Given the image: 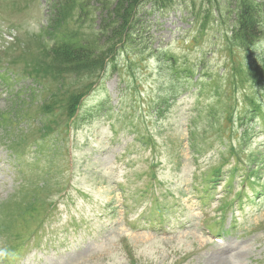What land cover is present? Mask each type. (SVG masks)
<instances>
[{"label":"rangeland","instance_id":"1","mask_svg":"<svg viewBox=\"0 0 264 264\" xmlns=\"http://www.w3.org/2000/svg\"><path fill=\"white\" fill-rule=\"evenodd\" d=\"M51 1L0 0V50L12 46L3 61L16 64L15 70L1 76L7 87L11 76L20 78L18 71L36 59L44 47L53 45L43 35ZM85 2L89 5L79 7L53 30V37L62 31L78 32L82 41L83 37L92 39L90 36L103 26L105 13L95 12V0ZM237 5L234 0H174L168 9L149 12L151 6L145 4L141 23L147 27L146 35L154 37V58L152 48L144 57H133L132 79L124 68L126 55H118L121 70L102 76L100 85L81 104L75 129L65 133L62 117L55 136L43 142L46 148L51 143L46 150L39 141L30 144L34 156H44L35 161L29 155L27 161L21 158V166L11 156L15 148L8 152L4 144L15 142L22 148L32 134H54L59 116L55 118L53 110L34 117L6 113L11 95L0 86V223L4 218L7 229L8 220L16 218L19 207L7 216L8 207L23 197L26 183L36 188L28 184L29 180L35 182L42 174H49L45 186L55 183L64 190L40 194L51 199L46 203L47 208L51 203V212L40 209L41 199L20 200L34 205L36 217L39 208L40 217L31 224L32 230L44 214L49 216L12 264H264V116L252 120V134L247 138L241 132L243 120L237 104L242 93L235 94L230 103L225 98V103L221 102L217 96V90L232 81L229 73H222L230 66L225 36L233 18L228 10ZM164 48L177 63L162 57ZM255 49L264 55V39ZM203 63L204 72L214 79L195 94L196 88L184 91L186 80L174 73L176 68H197ZM30 85V80H23L13 92ZM242 89L255 98L264 97L262 86L244 83ZM40 97L44 103L51 101L43 93ZM157 102H164L162 113H155ZM39 103L34 93L26 113L34 114L37 109L41 113ZM225 104L228 127L208 133L210 110L220 112ZM190 129L200 132L190 134L191 144L205 134L203 155L190 147ZM245 143L247 151L243 149ZM219 158L228 160V165L216 182L211 203L209 199L201 202L200 194L201 200L211 195L209 184ZM203 175L205 183L200 191L199 178ZM62 193L68 196L62 199ZM155 202L176 207L169 215L166 231L152 216ZM219 205L222 219L229 213L228 229L236 223V232L225 237L233 250L227 257L223 253L222 262L217 260L218 246L211 239L224 232L215 213ZM205 216L216 222L213 233L201 228ZM11 241L20 240L0 231V254L9 261L14 252Z\"/></svg>","mask_w":264,"mask_h":264},{"label":"trees","instance_id":"2","mask_svg":"<svg viewBox=\"0 0 264 264\" xmlns=\"http://www.w3.org/2000/svg\"><path fill=\"white\" fill-rule=\"evenodd\" d=\"M173 0H95V12L105 13L103 26L98 34L90 36L92 39L81 46L73 45L60 39L50 49L43 48L48 62L42 67L52 66L58 71L84 72L95 74L105 68L106 60L114 58L118 51L131 54L132 51L145 52V46H141L140 32L141 7L147 3L152 8H165ZM238 5L234 9L236 27L235 41L245 49L251 48L257 42L261 33L259 27L264 22L258 18L264 12V5L254 4L251 0H234ZM258 14V15H257ZM79 47V48H77ZM136 51V52H137ZM135 52V53H136ZM249 69L256 78L261 81L264 77V62L254 55L250 56ZM116 66L117 64L112 61ZM77 101V99H76Z\"/></svg>","mask_w":264,"mask_h":264},{"label":"bare ground","instance_id":"3","mask_svg":"<svg viewBox=\"0 0 264 264\" xmlns=\"http://www.w3.org/2000/svg\"><path fill=\"white\" fill-rule=\"evenodd\" d=\"M223 253H221V254H219L218 255V257H217V260L219 261V262H222L221 260H222V258H223Z\"/></svg>","mask_w":264,"mask_h":264}]
</instances>
